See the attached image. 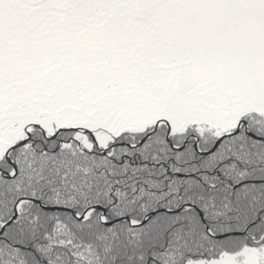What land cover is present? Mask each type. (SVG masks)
<instances>
[{"label": "snow or ice", "instance_id": "6c2138e0", "mask_svg": "<svg viewBox=\"0 0 264 264\" xmlns=\"http://www.w3.org/2000/svg\"><path fill=\"white\" fill-rule=\"evenodd\" d=\"M0 264H264V0H0Z\"/></svg>", "mask_w": 264, "mask_h": 264}]
</instances>
